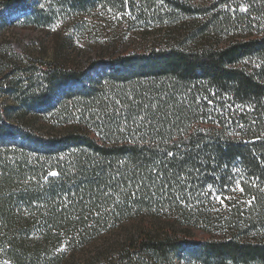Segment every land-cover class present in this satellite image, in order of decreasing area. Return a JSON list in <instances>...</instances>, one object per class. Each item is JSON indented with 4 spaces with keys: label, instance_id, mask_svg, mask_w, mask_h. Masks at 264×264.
<instances>
[{
    "label": "trees",
    "instance_id": "1",
    "mask_svg": "<svg viewBox=\"0 0 264 264\" xmlns=\"http://www.w3.org/2000/svg\"><path fill=\"white\" fill-rule=\"evenodd\" d=\"M0 6L30 9L39 24L129 11L165 27L83 68L32 61L8 75L20 113L60 128L14 122L0 104V264H58L63 229L84 241L138 216L119 263L191 248L213 264H264V0Z\"/></svg>",
    "mask_w": 264,
    "mask_h": 264
},
{
    "label": "rangeland",
    "instance_id": "2",
    "mask_svg": "<svg viewBox=\"0 0 264 264\" xmlns=\"http://www.w3.org/2000/svg\"><path fill=\"white\" fill-rule=\"evenodd\" d=\"M102 18H108L109 21ZM36 20V15L30 9L0 6V104L7 109L10 120L36 128L43 127L51 134H55L60 128L52 116L32 111L20 113L21 103L5 89L12 70L32 61L83 68L97 58L131 51L140 47L143 40L149 42L159 38V32L165 28L156 24L138 23L136 15L129 11L124 14L97 11L80 19L72 17L64 21L58 18L53 22L44 20L40 23L42 25ZM109 22L117 26L115 31ZM51 177L54 176L50 173L46 175L42 180L43 184L50 183ZM31 184L30 181H25L19 188ZM59 196L67 199L66 194ZM141 221L140 216L133 217L110 226L93 239L84 241H74V233L63 229L58 234L59 246L53 251V255H60L58 264H107L110 260L112 264H213L212 259L202 253H193L191 248L177 250L169 259L158 262L148 253L143 254L141 259L119 263L124 244L137 234ZM185 227L179 225L178 230L200 236L196 227Z\"/></svg>",
    "mask_w": 264,
    "mask_h": 264
},
{
    "label": "snow or ice",
    "instance_id": "3",
    "mask_svg": "<svg viewBox=\"0 0 264 264\" xmlns=\"http://www.w3.org/2000/svg\"><path fill=\"white\" fill-rule=\"evenodd\" d=\"M169 155H174V153H169ZM50 175H51V176H57L58 173H56V172H51ZM239 190H240V191H243V188H240ZM218 199H221V200H222V198H220V197H218ZM249 202H250V201H249Z\"/></svg>",
    "mask_w": 264,
    "mask_h": 264
}]
</instances>
